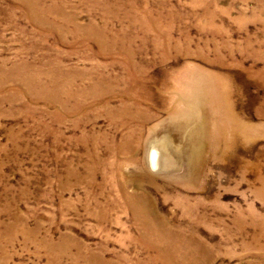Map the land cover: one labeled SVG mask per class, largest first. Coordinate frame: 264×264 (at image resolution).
I'll return each instance as SVG.
<instances>
[{"label": "rangeland", "instance_id": "1", "mask_svg": "<svg viewBox=\"0 0 264 264\" xmlns=\"http://www.w3.org/2000/svg\"><path fill=\"white\" fill-rule=\"evenodd\" d=\"M0 264H264V0H0Z\"/></svg>", "mask_w": 264, "mask_h": 264}, {"label": "bare ground", "instance_id": "2", "mask_svg": "<svg viewBox=\"0 0 264 264\" xmlns=\"http://www.w3.org/2000/svg\"><path fill=\"white\" fill-rule=\"evenodd\" d=\"M228 108V107H227ZM229 113V112H228ZM234 134V133H233Z\"/></svg>", "mask_w": 264, "mask_h": 264}]
</instances>
